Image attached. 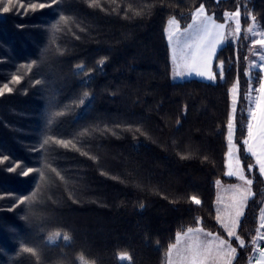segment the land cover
I'll return each instance as SVG.
<instances>
[{
	"label": "trees",
	"instance_id": "1",
	"mask_svg": "<svg viewBox=\"0 0 264 264\" xmlns=\"http://www.w3.org/2000/svg\"><path fill=\"white\" fill-rule=\"evenodd\" d=\"M201 5L264 27V0H0V264H167L178 234L199 225L230 240L232 264H249L264 179L242 142L262 75L242 34L218 51L217 81L172 79L167 22ZM234 83L253 178L243 247L216 211L217 181H235Z\"/></svg>",
	"mask_w": 264,
	"mask_h": 264
},
{
	"label": "rangeland",
	"instance_id": "2",
	"mask_svg": "<svg viewBox=\"0 0 264 264\" xmlns=\"http://www.w3.org/2000/svg\"><path fill=\"white\" fill-rule=\"evenodd\" d=\"M203 6H204V13L201 17L198 18L197 22L205 18H209L211 21H213L217 25L219 24L224 25L223 29H216V31L223 32L222 42L217 46V53L223 47V45L226 44L228 41L238 43L241 35L243 34L245 36V39L249 41V49H248L249 69H252V68L260 69L261 75H262L261 82L264 81V44L256 43L257 40H264V27H262L253 17H250L249 21L246 24H244L242 15L239 9L234 12H228L224 19L219 20L211 12H209V10L207 9L205 5ZM196 10H194L193 13H195ZM237 12H239L238 17L235 16V13ZM193 13L187 23H182L175 17L170 18L166 25L167 39L169 35L174 33L176 30V25L170 23V21L175 19L179 23L181 33H182L183 30L187 28L189 24L193 23ZM237 23L239 24V29H240L239 32L236 31ZM176 35L179 36V39L181 42L180 45L176 43L175 37L173 38V41L171 43L169 42V39H168L171 62H172V79L178 81V80H185V79H190V78H198V79L205 80V81H217L218 77L216 75V67H215L216 56L213 58L211 62V69H210L212 75L214 76L213 80H209L206 77H199L194 74L193 75L186 74L183 77L176 76V72L178 71L184 72V73H187L189 71V68L185 67V62L181 58L182 53L180 51V47L185 37L181 35L180 33H177ZM234 85H237L238 91L236 93H232L230 91L232 112H233V108H235V111H236L237 103L239 99V86L237 83H234ZM259 86L250 87V91H249L247 103H246L247 104L246 112L248 116L247 125L249 123L253 124L254 133H257V125L260 121L261 108H264V99H261V93L258 91ZM234 99H235V103H233ZM258 103L260 104V108H257ZM253 110L256 111V119H253V116H252ZM231 121L233 123V138L230 144L228 140V133H227L228 151H227V156H226V173L229 170V164H231V169L233 171H235L237 167H240L241 169H243L242 174L245 176V178L251 179L253 181V178L247 174L246 166L244 164V159L241 154L242 152L240 150L238 143L236 142L235 112H233L231 115ZM247 138H248V128H247V133L244 139H247ZM254 143L258 145L259 141H254ZM229 148H231V151H232L231 157H229L228 155ZM244 153L246 154L245 146H244ZM246 155L250 157L248 166L252 165V171L256 169L258 173L260 174L259 166L256 164L255 159L251 157L250 154H246ZM237 160H239V165H237ZM260 175L264 179V175L262 174ZM233 177L235 181L230 182V183H226V182H223L222 180H218L220 181V183L217 184L216 211H217V216L220 217L217 220L220 223V225L224 228L226 233L228 234V230L231 229L232 231L236 233V236H238V229H239L240 222L243 216L239 218L238 224L234 225L232 223V221L235 219L234 203L236 200L240 198L241 192H244L245 194L250 193L247 198V203L244 207V212H245L248 201L253 196V183L252 185L249 186L243 180H239L235 176ZM258 219H259L258 233L254 240V251H253V255L251 257V261L249 262V264H257V261L260 259V250L264 249V228L261 227V224H264V203L261 208ZM193 229H201V231L188 233V230H187L185 232L178 234L177 240L173 244V245H176V247L173 248L171 246L170 248L171 251L168 252L167 264H183V255H182L181 249L185 248L186 244H188L190 241H194L197 237L202 241H211L210 253L207 257L206 264H229V262L230 264H232V261L236 253L235 254L230 253V248H235V247L233 246V244L230 242L229 239L221 236L220 234L216 232L206 230L200 225ZM207 233H211V235L209 236L207 235ZM236 236H233V237H236ZM233 237H230V238H233ZM218 238L226 240L228 243L226 245L221 246L219 244ZM186 264H188V261L186 262Z\"/></svg>",
	"mask_w": 264,
	"mask_h": 264
},
{
	"label": "snow or ice",
	"instance_id": "3",
	"mask_svg": "<svg viewBox=\"0 0 264 264\" xmlns=\"http://www.w3.org/2000/svg\"><path fill=\"white\" fill-rule=\"evenodd\" d=\"M11 4V0H8V5ZM33 9L37 7V5L32 4L31 6ZM41 9L45 7V4L41 3L39 5ZM2 11L7 13L10 11V6H3ZM204 13V6L201 5L195 13H193V23L189 24L187 28L183 30L181 33V29L179 23L173 19L170 23L176 25V30L174 33L170 34L168 39L171 43L173 38H176V43L180 45L179 36L177 33H180L185 37L180 51L182 53V59L185 62V67L189 68L187 73L184 72H176V76L183 77L184 75H196L199 77H206L209 80H213L214 76L211 73V62L213 58L216 56L217 53V46L222 42L223 32L216 31V29H223V24H215L209 18H205L203 20L198 21V18L201 17ZM235 16H239V12L235 13ZM239 24L237 23L236 31L239 32ZM257 44H264V40H257ZM175 52V50H174ZM175 58V57H174ZM222 75V73H221ZM16 82L19 81V77L13 78ZM4 90L11 92L12 89L5 84ZM238 91L237 85H233L231 92L236 93ZM258 91L261 93V99H264V81L260 83ZM3 94V91L0 90V95ZM235 103V99L233 100ZM257 108H260V104H257ZM233 112H235V108H233ZM253 119H256V111L253 110L252 112ZM228 140L231 144L233 138V123L231 119L228 123ZM248 128V138L243 140V145L245 146L246 154H250L256 161V164L259 166L260 174L264 175V108H261V116L260 121L257 125V133L253 132V124L249 123L247 125ZM254 141H259V144H255ZM67 147V144L64 145ZM259 149V150H257ZM229 157L232 156L231 148H229L228 152ZM7 159V158H5ZM237 165H239V160H237ZM249 172L252 171V165L248 166ZM32 169L29 168L28 171L23 172L24 176H28L31 173ZM243 169L237 167L235 171L231 169V164H229V170L227 171L226 175L228 177H237L239 180H243L247 185H252L253 181L251 179H246L245 176L242 174ZM220 181H217L219 184ZM248 194L241 192L240 198L235 201L234 208H235V219L232 223L238 224L239 218L244 215V207L247 203ZM191 200L194 204L199 205L201 201L196 197L192 196ZM23 202V201H21ZM220 217L217 216V219ZM261 227L264 228V224H261ZM201 229H188V233L199 232ZM187 235V234H186ZM207 235H211V233H207ZM228 236L233 237L236 236V233L231 229L228 230ZM67 239V237H65ZM219 239V238H218ZM236 239L239 240L240 246L243 247L244 241L240 240L238 236ZM228 242L223 239H219V244L221 246L226 245ZM210 245L211 241H202L198 237L194 241H190L186 244L183 256L188 261V264H206L207 257L210 253ZM173 248L176 245H172ZM26 251H31V249H25ZM171 251V249L169 250ZM230 253L235 254L236 248H230ZM121 259H125V257H121ZM230 264V262H229ZM257 264H264V249L260 250V259L257 261Z\"/></svg>",
	"mask_w": 264,
	"mask_h": 264
},
{
	"label": "crops",
	"instance_id": "4",
	"mask_svg": "<svg viewBox=\"0 0 264 264\" xmlns=\"http://www.w3.org/2000/svg\"><path fill=\"white\" fill-rule=\"evenodd\" d=\"M184 249H185V248H182V249H181L182 255H183V253H184ZM186 262H187V260H186V259L184 258V256H183V264H186Z\"/></svg>",
	"mask_w": 264,
	"mask_h": 264
}]
</instances>
